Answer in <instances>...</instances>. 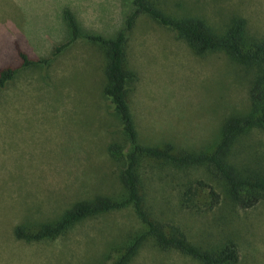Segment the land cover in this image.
I'll return each instance as SVG.
<instances>
[{
	"label": "rangeland",
	"instance_id": "rangeland-1",
	"mask_svg": "<svg viewBox=\"0 0 264 264\" xmlns=\"http://www.w3.org/2000/svg\"><path fill=\"white\" fill-rule=\"evenodd\" d=\"M132 0H0V68L17 73L0 88V264H110L141 224L130 207L67 228L53 239L27 242L15 228L54 222L77 201L120 191L108 146L121 143V123L103 94V47L79 37L47 63L23 67L18 52L42 60L71 36L69 9L83 32L113 38ZM169 15L204 19L221 33L236 16L249 38H264V0H153ZM126 66L136 79L129 93L139 138L199 149L215 144L225 119L243 114L255 68L223 51L196 54L176 33L139 14L128 34ZM249 142L263 147L264 134ZM148 201L164 221L179 224L205 246L233 240L236 264H264V200L240 209L224 194L212 209L180 206L179 192L207 175L162 162L142 166ZM129 264H201L148 238Z\"/></svg>",
	"mask_w": 264,
	"mask_h": 264
},
{
	"label": "trees",
	"instance_id": "trees-1",
	"mask_svg": "<svg viewBox=\"0 0 264 264\" xmlns=\"http://www.w3.org/2000/svg\"><path fill=\"white\" fill-rule=\"evenodd\" d=\"M142 13L173 30L198 55L223 51L235 62L255 68L248 90L247 111L225 119L215 144L188 149L170 142L158 145L140 140L129 103L130 88L136 74L126 66L125 47L128 34L137 16ZM64 14L71 36L55 45L50 55L42 60L31 59L19 50L21 65L47 63L79 37L103 47L106 59L103 94L116 113L124 136L121 143L113 141L108 146V152L118 168L120 191L77 201L56 221L43 223L35 230L25 231L18 226L15 228L16 238L27 242L53 239L80 220L130 206L141 228L127 238L121 254L110 264H129L148 238L162 251L174 250L201 264H236L239 253L235 241L205 246L192 241L179 224L157 216L148 201L141 169L145 161H158L175 168L202 169L208 178L189 182L179 192L180 206L185 209H212L217 206L222 196L216 185L221 186L225 196L240 209H251L264 200V150L255 141H248L255 133L264 134V38H249L247 20L242 16L232 18L224 30L217 33L204 19L169 15L153 0H132L123 26L113 38L85 33L69 9ZM16 73L17 68L12 65L1 67L0 88Z\"/></svg>",
	"mask_w": 264,
	"mask_h": 264
}]
</instances>
